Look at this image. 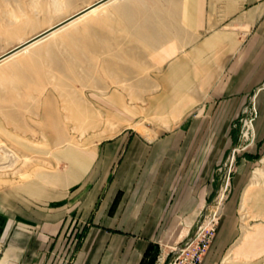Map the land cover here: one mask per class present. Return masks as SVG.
Masks as SVG:
<instances>
[{
  "label": "crops",
  "instance_id": "obj_1",
  "mask_svg": "<svg viewBox=\"0 0 264 264\" xmlns=\"http://www.w3.org/2000/svg\"><path fill=\"white\" fill-rule=\"evenodd\" d=\"M121 13L130 36L143 39L146 68L160 70V95L151 100L152 111L188 118L199 107V117H210L208 140L198 136L206 127L193 120L187 127L162 130L158 139L131 136L127 144L116 141L100 154L97 150L94 158L127 163L128 173L123 167L110 176L106 190L81 199L75 215L81 209L90 223L82 226L71 264H148L145 252L157 247L158 231L175 229L178 216L185 217L186 229L194 227L214 194L217 165L237 144L231 123L264 80V0H129ZM256 103V142L232 178L202 264H264V90ZM31 151L41 148L33 144ZM84 155L67 148V174L34 169L17 187L15 202V194L0 197L5 245L0 262L42 263L44 246H55L54 237L71 219L67 212L77 206L68 188L72 176L87 167Z\"/></svg>",
  "mask_w": 264,
  "mask_h": 264
},
{
  "label": "rangeland",
  "instance_id": "obj_2",
  "mask_svg": "<svg viewBox=\"0 0 264 264\" xmlns=\"http://www.w3.org/2000/svg\"><path fill=\"white\" fill-rule=\"evenodd\" d=\"M94 1L0 0V54ZM128 1L109 5L26 55L0 65V197L15 194L11 199L15 202L17 187L34 169L67 174L65 149L78 148L85 154L87 167L82 172L77 171L78 176H72V186L68 188V194L74 192L77 206L67 212L71 219L54 237L55 246H44L41 264L72 263L84 234L82 226L90 223L81 216V209L75 215L83 205L81 199L106 190L110 176L122 173L123 167L128 173L127 163L122 167L118 161L106 163L94 158L97 150L100 154L103 146L116 141L127 144L131 136L137 141L145 137L158 139L162 130L180 125L187 127L193 120L202 128L206 127V132L198 136L202 141L208 140L210 117H199V107L191 111L188 118H166L150 108L154 96L160 95V70L146 68L143 39L130 36L128 21L121 13ZM263 83L264 80L254 88L242 106L254 104L257 111L251 118L254 139L244 141L245 148L235 153L229 190L218 205L217 214L222 213L232 190L233 176L246 165L247 154L256 142V96L264 90ZM257 88L261 89L256 92ZM242 108L231 123V128L237 132V143L240 142V119L250 118L242 114ZM64 140L69 143H63ZM33 144L40 146V153H32ZM232 147L227 148L215 169L214 194L202 206L201 217L215 205L222 173L218 168ZM121 152L126 161L127 147ZM69 205L65 210L71 207ZM176 219L175 229L158 231L159 253L155 264L163 257H170L193 232V227L186 229L185 217ZM4 247L1 242L0 253Z\"/></svg>",
  "mask_w": 264,
  "mask_h": 264
},
{
  "label": "built area",
  "instance_id": "obj_3",
  "mask_svg": "<svg viewBox=\"0 0 264 264\" xmlns=\"http://www.w3.org/2000/svg\"><path fill=\"white\" fill-rule=\"evenodd\" d=\"M260 89L261 88H257L256 92ZM241 112L246 116H250V118L249 120L246 119L247 117H245V119H240V142L232 147L231 152L228 154L223 164L218 168L222 173L220 176L221 184L219 192L214 200L215 205L209 207L203 217L199 216L193 227L191 236L187 237L184 245L176 247L170 257H163L161 261L156 264H202L218 226L220 218V214H217L218 205L229 190L231 171L233 170L235 163V153L245 148L244 141L249 140V142H251L254 139L253 128H251V118L255 117L257 113L254 104L251 106L250 104L245 105Z\"/></svg>",
  "mask_w": 264,
  "mask_h": 264
},
{
  "label": "bare ground",
  "instance_id": "obj_4",
  "mask_svg": "<svg viewBox=\"0 0 264 264\" xmlns=\"http://www.w3.org/2000/svg\"><path fill=\"white\" fill-rule=\"evenodd\" d=\"M120 0H109L93 9H91L90 11L86 12L85 14H82L81 16L75 18L74 20L68 22L67 24L61 26L60 28L50 32L49 34H47L46 36H44L43 38L29 44L28 46L22 48L21 50L15 52L14 54L8 56L7 58L3 59L2 61H0V65L2 64H6V63H11V61L13 62V60L18 59V57L26 55L27 53H29L31 50H33L34 48L38 47L40 44H42L44 41L49 40L55 36H57L58 34L68 30L69 28L75 26L77 23H79L80 21L86 19L87 17L98 13V11L100 10H105V8L107 9L109 5H116ZM123 6H125V4H123ZM21 43V42H20ZM142 131V130H141Z\"/></svg>",
  "mask_w": 264,
  "mask_h": 264
},
{
  "label": "water",
  "instance_id": "obj_5",
  "mask_svg": "<svg viewBox=\"0 0 264 264\" xmlns=\"http://www.w3.org/2000/svg\"><path fill=\"white\" fill-rule=\"evenodd\" d=\"M109 0H96L93 3L85 6L84 8L78 10L77 12L67 16L66 18L62 19L61 21L53 24L52 26L36 33L35 35L29 37L28 39H26L25 41L11 47L10 49L6 50L5 52L0 54V61H2L3 59L7 58L8 56L14 54L15 52L21 50L22 48L28 46L29 44L43 38L44 36H46L47 34H49L50 32L60 28L61 26L67 24L68 22L74 20L75 18L81 16L82 14L90 11L91 9L107 2Z\"/></svg>",
  "mask_w": 264,
  "mask_h": 264
},
{
  "label": "trees",
  "instance_id": "obj_6",
  "mask_svg": "<svg viewBox=\"0 0 264 264\" xmlns=\"http://www.w3.org/2000/svg\"><path fill=\"white\" fill-rule=\"evenodd\" d=\"M158 253L159 252H158L157 247L155 249L151 248V252H149V248L146 250L145 255H150V258L148 260V264H155L156 259L158 257Z\"/></svg>",
  "mask_w": 264,
  "mask_h": 264
}]
</instances>
